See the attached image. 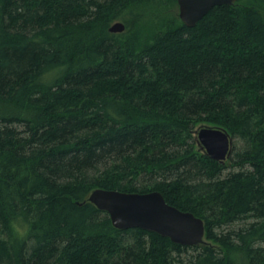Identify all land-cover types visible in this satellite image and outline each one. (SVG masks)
Returning <instances> with one entry per match:
<instances>
[{"label":"trees","instance_id":"16d2710c","mask_svg":"<svg viewBox=\"0 0 264 264\" xmlns=\"http://www.w3.org/2000/svg\"><path fill=\"white\" fill-rule=\"evenodd\" d=\"M98 188L160 192L205 243L115 228ZM0 264H264V0L195 27L178 0H0Z\"/></svg>","mask_w":264,"mask_h":264},{"label":"water","instance_id":"95a60500","mask_svg":"<svg viewBox=\"0 0 264 264\" xmlns=\"http://www.w3.org/2000/svg\"><path fill=\"white\" fill-rule=\"evenodd\" d=\"M243 0H178L179 16L188 27H195L216 6L234 5ZM111 33H123L126 26L117 21ZM199 147L211 159L225 163L232 153L233 139L220 127L201 126L196 130ZM89 202L109 214L115 228H140L169 238L183 246L205 243V222L191 212H183L168 204L157 191L125 193L116 190L95 189Z\"/></svg>","mask_w":264,"mask_h":264},{"label":"rangeland","instance_id":"374dc122","mask_svg":"<svg viewBox=\"0 0 264 264\" xmlns=\"http://www.w3.org/2000/svg\"><path fill=\"white\" fill-rule=\"evenodd\" d=\"M234 143H235V141H234Z\"/></svg>","mask_w":264,"mask_h":264},{"label":"bare ground","instance_id":"6f19581e","mask_svg":"<svg viewBox=\"0 0 264 264\" xmlns=\"http://www.w3.org/2000/svg\"><path fill=\"white\" fill-rule=\"evenodd\" d=\"M234 148V147H233Z\"/></svg>","mask_w":264,"mask_h":264}]
</instances>
